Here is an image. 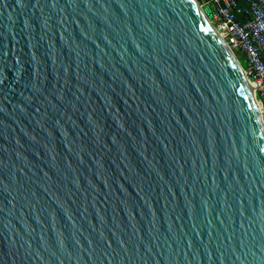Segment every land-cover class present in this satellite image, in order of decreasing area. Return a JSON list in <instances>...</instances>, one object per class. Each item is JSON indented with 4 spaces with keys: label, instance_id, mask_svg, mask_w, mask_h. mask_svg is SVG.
I'll return each instance as SVG.
<instances>
[{
    "label": "water",
    "instance_id": "obj_1",
    "mask_svg": "<svg viewBox=\"0 0 264 264\" xmlns=\"http://www.w3.org/2000/svg\"><path fill=\"white\" fill-rule=\"evenodd\" d=\"M0 264H264V126L194 0H0Z\"/></svg>",
    "mask_w": 264,
    "mask_h": 264
},
{
    "label": "built area",
    "instance_id": "obj_2",
    "mask_svg": "<svg viewBox=\"0 0 264 264\" xmlns=\"http://www.w3.org/2000/svg\"><path fill=\"white\" fill-rule=\"evenodd\" d=\"M195 1L224 36L239 63L244 57L246 66L242 70L255 86V99L264 120V0Z\"/></svg>",
    "mask_w": 264,
    "mask_h": 264
},
{
    "label": "bare ground",
    "instance_id": "obj_3",
    "mask_svg": "<svg viewBox=\"0 0 264 264\" xmlns=\"http://www.w3.org/2000/svg\"><path fill=\"white\" fill-rule=\"evenodd\" d=\"M194 2H195V4L197 5V3H196V1L194 0ZM197 7H198V9L202 12V10H201V8L197 5ZM203 13V12H202ZM204 15V14H203ZM207 19V18H206ZM208 20V19H207ZM208 22H209V20H208ZM210 24H211V22H209ZM211 26H212V24H211ZM213 27V26H212ZM214 28V27H213ZM215 30V29H214ZM217 33H218V35L221 37V39L225 42V44L227 45V47L229 48V50L231 51V53L233 54V56L235 57V55H234V53L232 52V50L230 49V47L228 46V44L226 43V41H225V39H224V36L221 34V33H219L217 30H215ZM235 59H236V61H237V63H238V65L240 66V68H241V70H242V65L238 62V60H237V58L235 57ZM242 72H243V70H242ZM244 73V72H243ZM244 76H245V74H244ZM245 78H246V76H245ZM246 80H247V82H248V84H249V86H250V89H251V91H252V93H253V95H254V98H255V86H254V84H252L247 78H246ZM256 100V99H255ZM256 103H257V101H256ZM257 105H258V108H259V112H260V115H261V119H262V122H263V126H264V120H263V117H262V112H261V109H260V106H259V104L257 103Z\"/></svg>",
    "mask_w": 264,
    "mask_h": 264
},
{
    "label": "rangeland",
    "instance_id": "obj_4",
    "mask_svg": "<svg viewBox=\"0 0 264 264\" xmlns=\"http://www.w3.org/2000/svg\"><path fill=\"white\" fill-rule=\"evenodd\" d=\"M239 61H240V63L242 64V66H246L245 59H244L243 56H241V57L239 58Z\"/></svg>",
    "mask_w": 264,
    "mask_h": 264
}]
</instances>
